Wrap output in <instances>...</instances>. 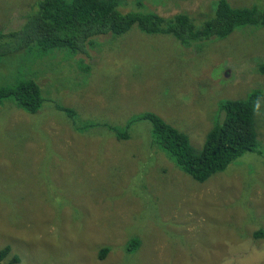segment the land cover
<instances>
[{
    "label": "rangeland",
    "instance_id": "1",
    "mask_svg": "<svg viewBox=\"0 0 264 264\" xmlns=\"http://www.w3.org/2000/svg\"><path fill=\"white\" fill-rule=\"evenodd\" d=\"M34 1L0 0V33L20 28ZM211 1L126 0L118 9L186 12L199 27ZM95 43L87 55L24 47L0 58V85L32 80L43 98L35 114L13 99L0 105V249L9 246L16 264H264V27L182 47L134 26ZM255 90L257 149L203 183L152 145L150 122L132 123L127 140L109 129L153 113L200 151L224 118L220 102ZM56 104L94 127L75 132Z\"/></svg>",
    "mask_w": 264,
    "mask_h": 264
},
{
    "label": "trees",
    "instance_id": "2",
    "mask_svg": "<svg viewBox=\"0 0 264 264\" xmlns=\"http://www.w3.org/2000/svg\"><path fill=\"white\" fill-rule=\"evenodd\" d=\"M126 0H35L18 29L0 33V58L17 50L35 48L41 53L65 49L70 53L88 54L95 38L111 35L120 37L136 26L147 35L172 36L182 47L212 38H225L244 25L264 27V7L252 5L235 7L227 0H212L207 8L203 24L196 27L186 12L165 18L156 13L141 11L122 12L118 8ZM140 6V3H138ZM258 70L264 74V63ZM13 99L16 106L28 114H35L43 98L39 85L32 80L19 81L14 86L0 85V105ZM259 90L252 91L245 99L225 100L219 109L224 112L205 136L200 151L194 150L185 133L163 121L153 113L134 116L125 128H109L119 140L130 138L129 126L137 120H146L151 126V143L164 150L175 165L194 181L203 183L216 173L224 171L246 152L258 147L254 113L261 101ZM70 119L71 129L85 134L94 124L75 121V111L54 105ZM263 236V231L254 233ZM139 245L131 240L126 250L134 251ZM109 248L100 250L102 259ZM11 248L0 249V264H16L19 257L11 255Z\"/></svg>",
    "mask_w": 264,
    "mask_h": 264
}]
</instances>
